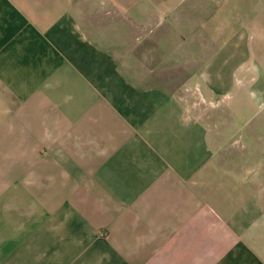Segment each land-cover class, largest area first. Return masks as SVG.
Segmentation results:
<instances>
[{
  "label": "crops",
  "instance_id": "obj_1",
  "mask_svg": "<svg viewBox=\"0 0 264 264\" xmlns=\"http://www.w3.org/2000/svg\"><path fill=\"white\" fill-rule=\"evenodd\" d=\"M84 2L0 0V264H264V0Z\"/></svg>",
  "mask_w": 264,
  "mask_h": 264
},
{
  "label": "rangeland",
  "instance_id": "obj_2",
  "mask_svg": "<svg viewBox=\"0 0 264 264\" xmlns=\"http://www.w3.org/2000/svg\"><path fill=\"white\" fill-rule=\"evenodd\" d=\"M85 0H74L75 4L82 7L83 4L85 5ZM254 0H238V7L237 9V18H236V23L233 22V24L231 26H240V24L243 22L244 20V16H245V11L246 9H243V7ZM244 6H243V5ZM242 8V9H241ZM224 10V9H223ZM229 9H226L224 12L228 11ZM233 10V9H232ZM251 11V8L247 9V11ZM80 11V10H79ZM245 13V14H244ZM79 14V18H81V21L84 22V16L82 14ZM244 14V15H242ZM225 26V25H222ZM230 25L228 27H231ZM229 32V30H228ZM202 42V40L197 41V40H192L189 43V47H190V56H186V54H183V58H181V56H171L168 57L166 59L165 62L161 63V64H157L154 65L153 64L150 66L151 70H149V66L144 67V69L142 70V74L145 77H151V79H149V81H143L145 84H157V85H161L164 83H167L170 81V83H174V85H187L185 84V77L189 76V73H193L195 71V68L197 67V62L198 59L202 58L200 56H195L193 55V50L192 47L193 45H197L200 44ZM205 46H206V52H210L211 49L214 48L215 44L218 43V41H214L212 39H205L204 41ZM186 45V44H185ZM154 68V69H153ZM143 83V84H144ZM183 88V87H180ZM183 91L187 94H194L195 90L193 91L192 88H183ZM196 95V94H195ZM208 112H213V110H209V108L206 110Z\"/></svg>",
  "mask_w": 264,
  "mask_h": 264
},
{
  "label": "built area",
  "instance_id": "obj_3",
  "mask_svg": "<svg viewBox=\"0 0 264 264\" xmlns=\"http://www.w3.org/2000/svg\"><path fill=\"white\" fill-rule=\"evenodd\" d=\"M99 237L104 238L105 235H104L103 233H100V234H99Z\"/></svg>",
  "mask_w": 264,
  "mask_h": 264
}]
</instances>
